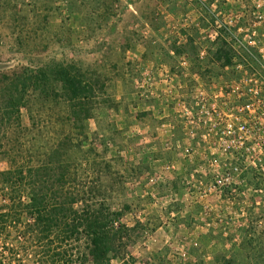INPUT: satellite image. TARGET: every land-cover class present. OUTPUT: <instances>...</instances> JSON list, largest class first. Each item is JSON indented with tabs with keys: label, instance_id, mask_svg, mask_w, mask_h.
Listing matches in <instances>:
<instances>
[{
	"label": "rangeland",
	"instance_id": "1",
	"mask_svg": "<svg viewBox=\"0 0 264 264\" xmlns=\"http://www.w3.org/2000/svg\"><path fill=\"white\" fill-rule=\"evenodd\" d=\"M61 64L90 117L72 116ZM10 97L0 213L28 222L10 185L28 203L49 178L117 213L112 264H264V0H0L2 108ZM11 227L0 264H53Z\"/></svg>",
	"mask_w": 264,
	"mask_h": 264
},
{
	"label": "trees",
	"instance_id": "2",
	"mask_svg": "<svg viewBox=\"0 0 264 264\" xmlns=\"http://www.w3.org/2000/svg\"><path fill=\"white\" fill-rule=\"evenodd\" d=\"M227 63L231 64L232 59L229 58ZM74 69L73 66L66 67L61 64L57 66L56 74L65 87V95L70 102L72 116L76 119L81 118L82 114L90 117L88 110L83 111L85 101L91 97L90 91L80 73L72 71ZM13 75H16L15 80L19 73ZM14 80L11 79L13 84H15ZM3 104H5L3 108L0 105L2 116L11 107L17 110L20 116L21 102H16L10 97L4 100ZM42 167H31L35 170L31 172H39ZM4 174L0 173V175ZM41 174L45 178L47 171ZM56 183L49 178L29 182L30 201L28 203L23 202L20 187L13 188L15 184L10 185L11 192H13V195L9 196L13 202L12 206L14 208L17 206L19 209L24 208L29 219L28 222L23 223L22 219L13 218L3 209L4 212L0 213V236H8V232L13 228L11 226L24 224L23 233L28 240L22 249L28 251L30 247H40L46 259V261L40 260L41 263L76 264L78 261L87 264L91 261L93 264H112L114 258L121 259L119 244L124 243L123 232L126 226L115 225L117 213L104 202L100 203L98 209L87 204L89 199L85 197L87 192L85 188L80 191L74 190V192L68 189L64 192V185H58L57 181ZM56 188L58 190L55 192ZM80 238L87 240L86 250H82L81 246H77L74 242ZM123 261L122 264H126L125 259ZM18 263L21 264V261L18 260Z\"/></svg>",
	"mask_w": 264,
	"mask_h": 264
}]
</instances>
